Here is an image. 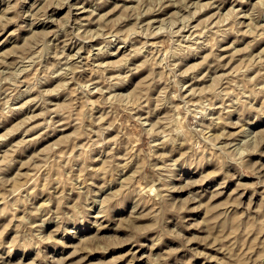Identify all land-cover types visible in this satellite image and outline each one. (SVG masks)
Returning <instances> with one entry per match:
<instances>
[{
	"label": "rangeland",
	"instance_id": "1",
	"mask_svg": "<svg viewBox=\"0 0 264 264\" xmlns=\"http://www.w3.org/2000/svg\"><path fill=\"white\" fill-rule=\"evenodd\" d=\"M0 264H264V0H0Z\"/></svg>",
	"mask_w": 264,
	"mask_h": 264
},
{
	"label": "bare ground",
	"instance_id": "2",
	"mask_svg": "<svg viewBox=\"0 0 264 264\" xmlns=\"http://www.w3.org/2000/svg\"><path fill=\"white\" fill-rule=\"evenodd\" d=\"M65 49V48H64Z\"/></svg>",
	"mask_w": 264,
	"mask_h": 264
}]
</instances>
